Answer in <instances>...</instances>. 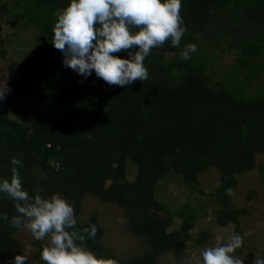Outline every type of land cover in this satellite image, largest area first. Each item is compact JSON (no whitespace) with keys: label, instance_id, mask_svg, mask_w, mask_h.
<instances>
[{"label":"trees","instance_id":"trees-1","mask_svg":"<svg viewBox=\"0 0 264 264\" xmlns=\"http://www.w3.org/2000/svg\"><path fill=\"white\" fill-rule=\"evenodd\" d=\"M69 2L0 0V13L13 12L26 24H35L47 49L34 53L41 80L37 106L30 108L15 94L0 101V179L10 180V161L19 159L30 195L36 189L41 196L59 193L74 207L77 230L97 226L95 239L86 236V247L97 257L108 256L100 244L104 229L95 214L79 218L82 196L90 192L118 203L125 209L128 228L147 245L142 256L118 261L157 264L162 253L181 249L182 237L195 219L185 207L176 213L184 216L181 227L169 230L175 213L155 196L156 184L169 172L162 157L175 155L174 172L189 185L201 172L219 168L220 225L236 222L243 212L225 190L234 191L235 175L253 169L256 154L264 151V86L259 94L248 93L247 80L232 91L229 80H209L207 62L196 56L199 52L186 61L180 54L199 40L213 49L234 50L248 78H258L264 73V0H181L187 32L180 45L173 47L169 40L153 49L144 61L149 79L124 87L106 85L94 71L84 78L63 65V55L51 40L54 12ZM169 53L174 55L168 58ZM115 55L128 58L127 52ZM129 161L137 168L131 182ZM36 167L46 170L39 181L33 180ZM259 167L264 173V162ZM157 211L170 214L163 218ZM4 213L9 220L0 218V261L9 250H20L13 237L17 228L9 223L17 214L14 202L0 194V217ZM46 245L35 242L33 255L39 264H45L40 254Z\"/></svg>","mask_w":264,"mask_h":264},{"label":"rangeland","instance_id":"rangeland-1","mask_svg":"<svg viewBox=\"0 0 264 264\" xmlns=\"http://www.w3.org/2000/svg\"><path fill=\"white\" fill-rule=\"evenodd\" d=\"M195 45L199 53L188 50L189 54L196 53V56L204 57L208 66L206 74L211 82L220 78L229 80L230 89L234 91L237 84L240 86L241 83L243 85V82L249 80L246 85L248 93L262 92L264 73L258 75V78L249 79L245 68L237 65L238 56L234 50L213 49L201 40ZM37 50H47L43 47L37 26L26 24L13 12H1L0 83L7 81V87L10 89L7 95L15 94L16 97L27 101L30 108L37 106V93L41 81L34 68V53ZM183 53L184 51L180 55ZM173 55V53L166 54L168 58ZM9 114L15 117V113L9 111ZM160 160L169 172L156 184L155 196L170 213H175L169 230L175 231L181 227L184 216L176 213L183 212L185 207L190 209L195 219L188 232L182 237L181 249L178 251L171 249L162 253L158 256L157 264H202L200 253L203 249L215 246L218 237L226 243L233 234L243 237L242 247L234 254L243 259L244 264H252L255 256L264 258V173L259 167V164L264 162V151L256 154L257 163L253 169L235 175L237 185L232 199L234 207L243 212L236 222H229L225 226L220 225L217 220V211L222 208L217 198V190L222 183L219 168L210 167L201 172L196 182L189 185L183 181L180 174L174 172L175 155L165 156ZM136 171V165L129 161L127 181L131 182L135 179ZM45 175L46 170L42 167H36L33 170L34 181H39ZM51 195L47 193L42 196L48 198ZM157 212L163 218L170 214L163 211ZM92 214L98 217L104 229L100 244L104 249L103 253L108 255L105 258H113L117 261L118 259L128 260L145 253L147 250L145 238L135 235L128 228L127 214L118 203L105 201L97 194L85 193L82 196V211L78 216L81 220H85ZM13 237L20 250H9L0 264H13L15 256L23 254L29 258L25 264H39L33 255L37 249L35 246L37 240L31 233L20 227L14 232ZM42 242L48 243L47 240Z\"/></svg>","mask_w":264,"mask_h":264},{"label":"clouds","instance_id":"clouds-1","mask_svg":"<svg viewBox=\"0 0 264 264\" xmlns=\"http://www.w3.org/2000/svg\"><path fill=\"white\" fill-rule=\"evenodd\" d=\"M181 10V0H70L54 12L51 43L62 53L63 65L82 77L94 71L109 86H131L149 79L144 61L153 49L169 40L173 47L180 45L187 32ZM188 50L195 52L196 45H187L182 54L185 61L190 59ZM121 52H127L128 58L115 55ZM8 92L7 81L0 83V101ZM10 162V180L0 179V194L14 202L17 213L10 226L27 229L37 241H48L40 254L45 264H119L113 258L97 257L86 247V236L96 237L95 224L77 230L74 207L66 198L59 193L45 198L40 189L30 195L19 172L22 162L16 157ZM225 191L234 195L232 188ZM0 218L9 220L7 213ZM242 245L240 235L233 234L226 243L218 237L215 246L201 251L202 264H244L234 254ZM28 260L27 255H17L13 264ZM252 264H264V258L255 256Z\"/></svg>","mask_w":264,"mask_h":264}]
</instances>
